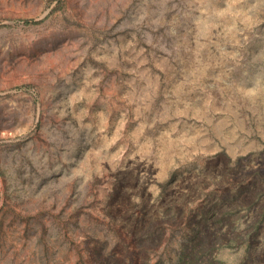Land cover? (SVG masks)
<instances>
[{"label":"rangeland","instance_id":"rangeland-1","mask_svg":"<svg viewBox=\"0 0 264 264\" xmlns=\"http://www.w3.org/2000/svg\"><path fill=\"white\" fill-rule=\"evenodd\" d=\"M0 264H264V0H0Z\"/></svg>","mask_w":264,"mask_h":264}]
</instances>
